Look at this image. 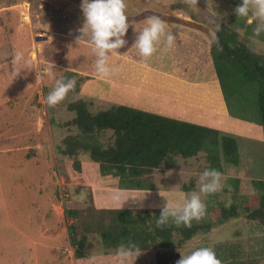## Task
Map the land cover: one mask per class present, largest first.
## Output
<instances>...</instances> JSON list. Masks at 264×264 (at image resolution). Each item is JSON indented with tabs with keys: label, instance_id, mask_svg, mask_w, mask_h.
Returning <instances> with one entry per match:
<instances>
[{
	"label": "rangeland",
	"instance_id": "rangeland-1",
	"mask_svg": "<svg viewBox=\"0 0 264 264\" xmlns=\"http://www.w3.org/2000/svg\"><path fill=\"white\" fill-rule=\"evenodd\" d=\"M240 3L242 0H125L129 24L124 37L127 44L110 54L111 71L107 75L109 82H105L106 76L101 77L96 72L97 57L92 45L87 39L77 41V37L83 35L80 31L84 24L81 0H0V264H119L117 249H108L100 234L114 222L115 216L101 213L94 207L95 192L90 190L92 186H100V190L107 191L118 184L109 183L108 177L101 178L98 169H87L84 161L88 156L80 158L81 171H78L75 165L78 158L58 150L64 138L80 132L78 127L67 125L75 116L68 104L82 99L93 113L109 109L119 100L122 78L128 73L144 74L131 79V85L137 88L144 109L153 113V106L164 100L155 94L166 92L167 85L163 82L173 83L171 72L200 83V90L206 89L204 84L215 89V82L207 72V69L213 71L208 44L201 39L197 43L196 37L188 44H191L188 52L181 54V64L174 53L182 48L177 39L169 47L162 38L147 58L140 55L133 43L147 19L159 16L165 22L166 31L174 33L180 29L177 34L186 30L192 34L191 25L200 29L196 26L199 23L214 30L227 25L234 28L239 40L253 53L264 56V31H254L260 21L255 19L249 24L246 17L237 16L235 8ZM172 48L174 52L171 53ZM163 73V77L169 78L157 81L155 76L162 78ZM62 76L74 77L75 88L59 104L49 107L45 96L55 80ZM90 83L92 87L98 83L100 90L91 87L90 91ZM133 93H123L126 102L136 98ZM190 93L191 100L201 102L196 101L200 100L196 93L192 90ZM205 104H196L190 115L201 117ZM240 120L255 123V128L264 132L260 124ZM241 134L257 137L256 134L255 137ZM262 135L258 138L262 139ZM102 139L104 145L113 142L111 135ZM183 161L178 158L172 172L156 170L144 175L145 183L157 190L140 192L132 188L133 198L125 209H162L166 201L182 203L188 193L199 191L198 178L208 165L206 156L200 162L192 160L187 165ZM91 177L98 181L89 183ZM178 178L180 184L174 185ZM185 185L191 189L184 191ZM257 193L243 171L229 168L226 174L222 173L220 190L202 194L205 214L200 219H192L188 225L208 222L210 208L219 206L238 207L237 217L218 222L212 230L197 233L183 245L178 242L180 232L174 231L173 247H154L144 255L133 252L127 264H158L159 256L175 264L181 253L187 254L198 247H211L226 254L240 252L242 261L262 254L264 225L248 219L243 205L249 196ZM153 199L158 201L157 206ZM70 211L79 214L71 215ZM169 220L177 225L171 218ZM72 237L80 244L74 245Z\"/></svg>",
	"mask_w": 264,
	"mask_h": 264
},
{
	"label": "trees",
	"instance_id": "trees-1",
	"mask_svg": "<svg viewBox=\"0 0 264 264\" xmlns=\"http://www.w3.org/2000/svg\"><path fill=\"white\" fill-rule=\"evenodd\" d=\"M211 54L229 114L256 122L264 131V56L253 53L227 25H221L215 33ZM68 109L75 116L67 125L78 127L80 132L64 138L58 150L78 158L75 164L78 171H81L80 158L88 156L100 164L102 176L118 177L121 188L148 189L144 175L162 170L164 164H171L176 157L190 158L204 153L208 161L206 168H215L223 174L234 168L251 180L258 193L246 199L245 212L248 219L264 225V139L256 140L123 105L93 113L87 102L79 99L70 102ZM107 131H112L113 142L105 146L102 137ZM184 188L191 189L186 185ZM161 210L99 209L101 213L115 216L114 222L100 233L104 244L108 249H117L122 243L134 245L136 253L154 247L170 248L175 245L174 231L180 232L178 242L183 245L197 233L208 232L218 222L238 216V207L219 206L210 208V220L202 225L177 226L169 220L157 227L155 218ZM69 213L79 214L78 211ZM72 238L74 245L80 244ZM215 253L226 264H264V252L243 261L240 252L226 254L217 250ZM157 261L169 264L160 256Z\"/></svg>",
	"mask_w": 264,
	"mask_h": 264
},
{
	"label": "clouds",
	"instance_id": "clouds-1",
	"mask_svg": "<svg viewBox=\"0 0 264 264\" xmlns=\"http://www.w3.org/2000/svg\"><path fill=\"white\" fill-rule=\"evenodd\" d=\"M84 24L80 31L83 33L80 39H87L92 45V51L97 59L95 69L99 76L109 75L110 54L117 51L125 44L124 38L129 24L125 12V0H81L80 5ZM237 16L246 17L247 23H253L258 19L260 23L254 29L256 33L264 31V0H242L235 8ZM163 39L171 47L175 42V34L166 31L165 22L159 16H151L147 19L146 26L135 38L134 46L140 55L147 58L156 50V45ZM75 78L59 77L54 86L45 96V103L49 107L59 104L75 88ZM199 191L188 193L182 203L168 202L163 205L159 216L155 218L157 227L164 226L171 218L177 225L190 224L192 219H200L206 211V204L202 194L214 193L222 187V173L215 168H205L198 178ZM83 198V193H80ZM119 199L117 195L114 197ZM135 246L120 244L117 248L119 264H127V259L133 254ZM175 264H222L215 251L211 247H198L189 253H181V258Z\"/></svg>",
	"mask_w": 264,
	"mask_h": 264
},
{
	"label": "crops",
	"instance_id": "crops-1",
	"mask_svg": "<svg viewBox=\"0 0 264 264\" xmlns=\"http://www.w3.org/2000/svg\"><path fill=\"white\" fill-rule=\"evenodd\" d=\"M40 24H42V23H40ZM185 24H187V23H185ZM188 25H191V24H188ZM196 26L198 28L202 27L203 29L202 28L194 29V27L191 25V27L193 28V29L190 28V31H192V34L191 33L189 34V32L187 30L185 31V33L177 34V32L180 29H177L174 32L175 40L177 39V42H179L181 44L182 48H177L178 50L176 52H174V50L172 48L171 53L174 52L175 56H178L180 58L177 61L181 64L182 60H183V56L181 54H184V52H186V53L188 52L190 45L192 44L193 39H195L197 37L198 38L197 43H199V39H201L202 41L207 43L208 44L207 52L210 55L209 59H211L209 64L211 66H213V71H209L207 69V72H209L211 74L212 82H215V83H213L215 86V89H211L209 86L204 84L206 86V89L200 90L198 88V85L200 83L196 84L190 78H187L184 75H180V73H179V75H176L177 72H175V73L171 72L169 74V76H172L173 83L163 82L164 80L169 78V77H163L164 73L162 74V78L155 76L157 81L163 82L167 85L166 86L167 90L164 93L163 92H157L155 94V96H157L158 98L164 99V100L162 101V103H156L153 106V111H155V113H153V112L146 111L144 109L146 107H144L143 103H141L142 101L139 100L141 98H140V95H138L139 92L138 93L136 92L137 88L135 87V85H131V83H132L131 79H136V78L142 77V76H144V74L128 73L127 75H124V77L122 78V88H120V92H118L119 93V98H118L119 100H117V102H115V104H111V105H113V106L123 105V106H127L129 108H133L136 110H141V111L153 113V114L160 115V116L167 117V118L174 119V120L185 121V122L209 127V128L225 131L228 133L240 135V136H243L241 134V132L251 134L253 136H254V134H256L257 137L252 138V139L263 140L264 139V137H263L264 132L262 133L261 128L256 129L254 126L255 123L250 124L248 122H243V120L241 121L240 119H236V118L232 117L228 112V109H227V106H226V103L224 101V97H223V94H222V91L220 88V84H219V81H218V78L216 75V70L214 67L213 58H212V54H211L212 39H213L215 33L217 32V30L220 28V26L218 28H216L215 30L210 28L212 31L209 29V26L207 24L199 23ZM190 42H191V44L188 46V44ZM153 57H155V56H153ZM112 61H114V60H111V62ZM111 74H112V72H111ZM139 75H141V76H139ZM134 77H136V78H134ZM108 78H109V76L108 77L106 76L105 82H106V80L109 82ZM93 81H95V80H92V82ZM91 83L88 84V87H90V91L92 90V88H94L95 91L100 90L99 88L101 86L98 85V83H95L93 85V87H92ZM85 86L87 87V85H85ZM169 86H170V89H169ZM191 90L193 91V94H195V93L197 94L196 98L200 99V100H196V101H201V102H194L193 100L190 99L189 96L191 95V93H190ZM219 90L221 91V93ZM129 91L132 93L134 92L133 96L136 98H133L130 101L126 102L125 101L126 97L123 96V93L124 92L130 93ZM118 93L115 94V100H116ZM165 94L168 96L163 98V95H165ZM203 102H206V104H205V108L203 110H201V112H200V114H202V116L201 117L191 116L190 115L191 109L192 108L194 109L196 104H202ZM112 107H110V108H112ZM109 109H106V110H109ZM147 109H149V108H147ZM97 110H99V109H97ZM106 110L103 109L101 111H106ZM149 110H151V109H149ZM232 127H236L237 129L232 128ZM245 130H247V131H245ZM110 133H112V131L105 132V134L103 135V138H104V136H105V138L107 136L110 137V135H111ZM260 135H262V139L258 138V136H260ZM248 138H250V137H248ZM102 143H103V140H102ZM205 156L206 155L204 153H200L196 157H190V158L178 157V158H181L182 161L184 160L183 164L187 165V163L191 162L192 160H195V161L197 160L200 162L205 158ZM178 158L176 157L171 164H169V163L164 164L162 167L163 168L162 170H159V169H156V170L159 172H165V171L171 170V172H172L176 168V161H178ZM84 162H86V166H88L87 169L91 168L94 171H97V169H98V171H100V173H101L99 163L92 162L88 158H86ZM82 163H83V161H82ZM89 165H91V166H89ZM156 170L149 173V175L153 174ZM146 175H148V174H146ZM104 177L109 178V183H111V181H112V184H114V185L118 184V185L116 186V188L111 187L110 190H107V191L105 190L106 192L104 190H100L99 189L100 186L98 188H93V186H92V188H90V190L92 189V192H95V193H93V205H94V207L97 210H99V209H125V207H128L129 202L133 198V196L130 195V192L134 191V190L123 189V188L119 187L120 186L119 185V179L117 180L118 177H115L113 175L104 176ZM95 178L96 177L89 178L88 182L90 183V182L97 180ZM101 178H103V176ZM177 183L180 184L179 178L176 181V183H174V185H176ZM168 189H170V187ZM137 190H139L140 192H153L154 193L155 190H157V189H155V186L150 185V188H148V189H137ZM174 190H177V189H174ZM183 190L186 191L185 188ZM94 195H96V196H94ZM117 195L119 196L118 200L114 198ZM154 196H155V194L152 197L154 198ZM169 201H171V200H169ZM157 203H158V201L153 199V204L156 205ZM164 203H166V202H164ZM173 203H177V202L174 201ZM158 209H161V208H158ZM149 253L150 252H148V251L137 252L138 255H144V254H149Z\"/></svg>",
	"mask_w": 264,
	"mask_h": 264
},
{
	"label": "bare ground",
	"instance_id": "bare-ground-1",
	"mask_svg": "<svg viewBox=\"0 0 264 264\" xmlns=\"http://www.w3.org/2000/svg\"><path fill=\"white\" fill-rule=\"evenodd\" d=\"M29 16H30V15H29ZM26 19H27V16L24 17V20H25V21H27Z\"/></svg>",
	"mask_w": 264,
	"mask_h": 264
}]
</instances>
